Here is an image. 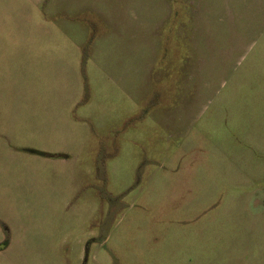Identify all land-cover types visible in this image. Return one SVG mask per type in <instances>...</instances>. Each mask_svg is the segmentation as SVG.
Returning a JSON list of instances; mask_svg holds the SVG:
<instances>
[{
    "label": "rangeland",
    "instance_id": "1",
    "mask_svg": "<svg viewBox=\"0 0 264 264\" xmlns=\"http://www.w3.org/2000/svg\"><path fill=\"white\" fill-rule=\"evenodd\" d=\"M0 264H264V0H0Z\"/></svg>",
    "mask_w": 264,
    "mask_h": 264
}]
</instances>
